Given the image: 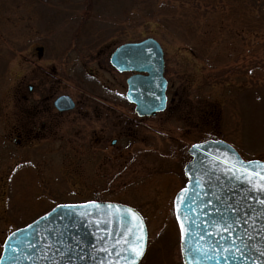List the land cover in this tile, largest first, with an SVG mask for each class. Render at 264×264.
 Here are the masks:
<instances>
[{"label":"rangeland","instance_id":"rangeland-1","mask_svg":"<svg viewBox=\"0 0 264 264\" xmlns=\"http://www.w3.org/2000/svg\"><path fill=\"white\" fill-rule=\"evenodd\" d=\"M147 37L174 102L139 118L123 103L129 72L108 58ZM28 86L32 106L45 90L51 107L29 122ZM60 94L76 108L57 114ZM207 138L264 161V0H0V251L58 204L107 200L142 214L141 264H181L172 200L187 149Z\"/></svg>","mask_w":264,"mask_h":264},{"label":"water","instance_id":"water-1","mask_svg":"<svg viewBox=\"0 0 264 264\" xmlns=\"http://www.w3.org/2000/svg\"><path fill=\"white\" fill-rule=\"evenodd\" d=\"M109 60L118 71L134 72L125 97L137 115L164 108L163 51L154 38L123 43ZM53 104L73 106L68 95ZM188 153L187 181L173 200L182 264H264V161L243 160L223 140L193 144ZM141 235L143 253L135 258L131 248ZM145 247V223L134 208L108 201L59 204L6 236L0 264H138Z\"/></svg>","mask_w":264,"mask_h":264},{"label":"flooded vegetation","instance_id":"flooded-vegetation-1","mask_svg":"<svg viewBox=\"0 0 264 264\" xmlns=\"http://www.w3.org/2000/svg\"><path fill=\"white\" fill-rule=\"evenodd\" d=\"M33 92V88H32V86H28V94L29 95H22L23 96V101L25 102V106H24V112L26 113V115L25 116H23L22 117V119H26V120H28V122L31 120V117H33V119L34 118H36L39 114H41V112H43L44 113V115H46L47 114V111L49 110V108H51L50 107V105H49V100H48V98H50V96H47V93L45 92V90H40V92H39V96H38V98L37 99H35V100H37L35 103H32V104H34L33 106L30 104V97H28V96H30V94ZM174 97V96H173ZM72 102H73V106L71 107V108H69V109H65V110H58V109H56L55 107H54V105H53V101H52V107H53V109H54V111L57 113V114H63V113H67V112H70V111H72V110H74L75 108H76V102L72 99ZM168 102H170V103H172V102H174V99L173 98H170V99H168V97H167V103ZM103 103L104 104H106V105H108V107H112V108H115L116 110H120V108H121V104H122V102H119L118 104L117 103H115V102H106L105 103V101H103ZM123 103L125 104L126 103V100L125 101H123ZM168 106V104H166V107ZM166 107H165V109H166ZM164 109V110H165ZM133 111V110H132ZM135 114V113H134ZM137 116V115H136ZM154 116V115H153ZM138 117V116H137ZM150 117V116H149ZM152 117V116H151ZM139 118H143V117H139ZM45 126V123H44V121H42V123L40 124V127H39V129H43V127ZM32 129H34L33 127H30L29 126V130L31 131ZM43 132H41V134H42ZM12 141L14 142V143H17V144H19V143H22V142H24L25 141V135L24 134H21L20 132L15 136V137H13V139H12ZM115 141L113 140V143H114Z\"/></svg>","mask_w":264,"mask_h":264},{"label":"snow or ice","instance_id":"snow-or-ice-1","mask_svg":"<svg viewBox=\"0 0 264 264\" xmlns=\"http://www.w3.org/2000/svg\"><path fill=\"white\" fill-rule=\"evenodd\" d=\"M251 177L249 178V181L251 182ZM261 180L264 181V176L261 177ZM127 211H131V210H127ZM137 227H141L140 225H138ZM226 231H228L229 229H225ZM141 231H142V228H141ZM143 235L139 236L136 238V241H135V245L134 247L131 248V251L132 253L134 254V257L135 258H139L142 253H143ZM129 258L128 257H125V260L127 261Z\"/></svg>","mask_w":264,"mask_h":264},{"label":"trees","instance_id":"trees-1","mask_svg":"<svg viewBox=\"0 0 264 264\" xmlns=\"http://www.w3.org/2000/svg\"><path fill=\"white\" fill-rule=\"evenodd\" d=\"M42 3H44V1H42ZM123 9H124V7H123ZM162 18H163L164 20H167V21H168V19H167L168 17H167L166 15H164ZM85 19H86V18H85ZM81 21H82V20H81ZM81 21H80V22H81ZM80 22H79V23H80ZM85 22H86V21H85ZM79 23H78V24H79ZM71 28H73V27H71ZM91 28H92V27H91ZM78 30H79V28H78ZM85 32H86V31H83V33H85Z\"/></svg>","mask_w":264,"mask_h":264}]
</instances>
